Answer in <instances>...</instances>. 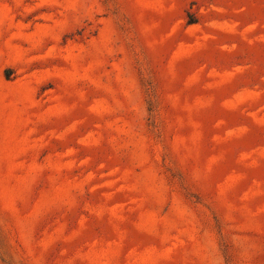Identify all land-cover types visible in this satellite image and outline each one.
Masks as SVG:
<instances>
[{"label":"rangeland","instance_id":"rangeland-1","mask_svg":"<svg viewBox=\"0 0 264 264\" xmlns=\"http://www.w3.org/2000/svg\"><path fill=\"white\" fill-rule=\"evenodd\" d=\"M0 264H264V0H0Z\"/></svg>","mask_w":264,"mask_h":264}]
</instances>
